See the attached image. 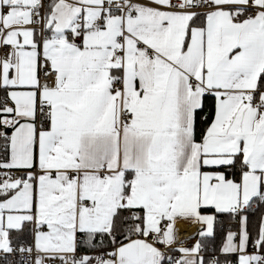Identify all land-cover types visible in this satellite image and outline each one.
Instances as JSON below:
<instances>
[{
	"label": "snow or ice",
	"instance_id": "6c2138e0",
	"mask_svg": "<svg viewBox=\"0 0 264 264\" xmlns=\"http://www.w3.org/2000/svg\"><path fill=\"white\" fill-rule=\"evenodd\" d=\"M0 264H264V0H0Z\"/></svg>",
	"mask_w": 264,
	"mask_h": 264
}]
</instances>
